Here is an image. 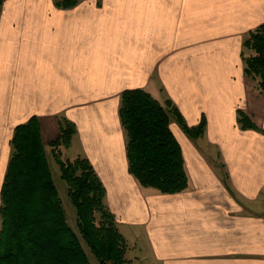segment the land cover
I'll use <instances>...</instances> for the list:
<instances>
[{"label":"crops","instance_id":"crops-1","mask_svg":"<svg viewBox=\"0 0 264 264\" xmlns=\"http://www.w3.org/2000/svg\"><path fill=\"white\" fill-rule=\"evenodd\" d=\"M262 24L264 0H5L0 191L14 129L36 118L46 154L64 118L76 127L72 160L93 167L137 262L264 264V134L236 123L239 110L264 132V97L241 60ZM136 89L170 100L189 128L206 122L203 136L178 142L181 193L142 188L128 172L118 108Z\"/></svg>","mask_w":264,"mask_h":264},{"label":"trees","instance_id":"trees-1","mask_svg":"<svg viewBox=\"0 0 264 264\" xmlns=\"http://www.w3.org/2000/svg\"><path fill=\"white\" fill-rule=\"evenodd\" d=\"M5 0H0V9ZM59 9L79 0H52ZM243 74L264 97V24L242 42ZM118 117L125 137L129 174L142 188L178 194L188 188L181 148L170 129L172 117L191 140L203 136V117L189 128L170 100L162 104L143 90L120 93ZM240 130L263 133L242 111L236 112ZM59 135L49 144L51 156L67 186L78 235L68 225L52 181L36 118L17 126L0 191V264H90L81 241L98 264H128V244L105 205V189L91 164L82 157L63 161L60 148L70 146L76 127L57 121Z\"/></svg>","mask_w":264,"mask_h":264},{"label":"rangeland","instance_id":"rangeland-1","mask_svg":"<svg viewBox=\"0 0 264 264\" xmlns=\"http://www.w3.org/2000/svg\"><path fill=\"white\" fill-rule=\"evenodd\" d=\"M152 97L161 103V99H159L158 97H156L154 95H152ZM170 129H171L172 133L174 134L175 138L177 139V142H179L180 140L183 141L185 139L186 142L191 144V141H189L186 138V136L182 133V131L180 130V128L178 127V125L176 124L175 120L172 117H170ZM199 143H200V140H198L196 142H192V145H194V147L198 148ZM205 155L208 157L209 152H207V154H205ZM74 157H75L74 144L71 146V148L62 149L61 159L63 161L72 160ZM46 158L48 161L52 181H53V183L57 189L59 198H60L61 203H62V207H63L64 212H65V216H66L68 225L78 235L77 227H76L75 211H74V208L71 205V203L67 197V186L64 183V181H62L60 178L59 167L55 164L53 157L51 156V153H50V148L47 145H46ZM149 191H150L149 193H155V192H152V190H149ZM121 230L123 233L124 230L123 229H121ZM81 243H82L83 249H84V251L88 257L90 264H98L96 262L95 258L93 257V255L90 253L89 249L85 246V244L82 241H81ZM136 256H138L137 251L135 249H129V247H128V251H127L126 257H125L126 260L128 261V264H140V262H137L136 259L134 258Z\"/></svg>","mask_w":264,"mask_h":264}]
</instances>
